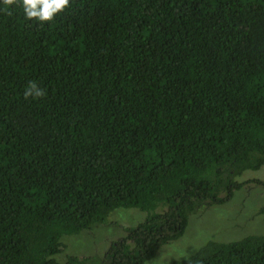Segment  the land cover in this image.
<instances>
[{
  "label": "trees",
  "instance_id": "1",
  "mask_svg": "<svg viewBox=\"0 0 264 264\" xmlns=\"http://www.w3.org/2000/svg\"><path fill=\"white\" fill-rule=\"evenodd\" d=\"M263 166L264 0H70L50 23L0 2V264H61L64 236L130 207L64 264H155ZM156 264H264V233Z\"/></svg>",
  "mask_w": 264,
  "mask_h": 264
},
{
  "label": "rangeland",
  "instance_id": "2",
  "mask_svg": "<svg viewBox=\"0 0 264 264\" xmlns=\"http://www.w3.org/2000/svg\"><path fill=\"white\" fill-rule=\"evenodd\" d=\"M242 187L223 204H205L192 214L185 233L161 246L152 263L187 259L210 240L228 242L250 234L264 233V166L247 170L238 178ZM146 218L138 208H118L108 221L80 234L62 238V251L56 256L64 264L69 255L103 254L109 245L126 235L128 227Z\"/></svg>",
  "mask_w": 264,
  "mask_h": 264
},
{
  "label": "clouds",
  "instance_id": "3",
  "mask_svg": "<svg viewBox=\"0 0 264 264\" xmlns=\"http://www.w3.org/2000/svg\"><path fill=\"white\" fill-rule=\"evenodd\" d=\"M6 6L17 5L24 16L40 23H50L70 6V0H0ZM45 95V90L35 81H30L25 88L24 98L38 99Z\"/></svg>",
  "mask_w": 264,
  "mask_h": 264
}]
</instances>
